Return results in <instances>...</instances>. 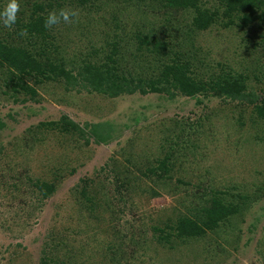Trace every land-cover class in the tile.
I'll use <instances>...</instances> for the list:
<instances>
[{
	"label": "trees",
	"instance_id": "trees-1",
	"mask_svg": "<svg viewBox=\"0 0 264 264\" xmlns=\"http://www.w3.org/2000/svg\"><path fill=\"white\" fill-rule=\"evenodd\" d=\"M4 3L0 0V6ZM62 7L79 9L82 15L75 23L45 29L43 19L47 13ZM133 8L131 14H141L134 26L125 18L126 11ZM98 10L100 14L95 17ZM121 15L124 19L119 23ZM216 24L236 25L243 31V40L253 45L252 77L257 79L258 70L264 74V0H22L14 29L0 26V95L17 103L49 98L65 105H76L73 90L75 94L86 91L105 98L134 93L163 94L168 100L184 96L195 98L198 104L205 97H216L225 104L248 107L252 119L264 127V97L251 85L250 75L222 62L214 66L201 55L200 47L190 46L196 31ZM76 25L82 31L71 37ZM128 27L130 30L125 31ZM21 29H27L23 36L19 35ZM79 97L81 100L85 96ZM216 113L196 120L180 116L161 123L152 121L145 130L160 126L164 132L157 149L152 144L143 145L138 129H134L105 164L80 178L75 189L80 219L93 231L84 228L86 234L75 239L68 231L53 228L38 264H134L136 252L146 254L151 249L159 254L171 253L180 241L204 239L210 233L231 228L233 221L250 208L251 201L259 198L258 189L263 186L253 194L243 190L242 182L217 185L212 174L197 183L178 175L180 164L189 159L198 166L203 163L202 151L198 152L201 143L219 140L211 123ZM6 126L5 118L0 116V131ZM125 126L132 125L112 119L81 124L67 114L40 121L9 143L17 156H23L25 167L20 169L14 166L19 162L10 163V150L0 143V196H8L9 202L22 200L27 206L26 195H33L26 188L30 186L39 201L34 203L36 210L40 201L57 189V181L64 178L67 158H49L53 166L47 168L46 179L31 175L26 156L51 137H56L64 150L68 148L69 154H78L91 142L120 144ZM257 138L263 140L264 134ZM186 150L191 152L186 154ZM210 167L207 165L206 170L212 173ZM76 169L73 166L69 171ZM163 192H181L183 209L157 216L156 220L150 218V233L144 212L136 211L140 201ZM125 213L132 215L125 219ZM15 219L11 216L10 223ZM7 221H1V227L12 228ZM102 223L101 229L95 226ZM17 246L20 244L8 254V264L20 258Z\"/></svg>",
	"mask_w": 264,
	"mask_h": 264
},
{
	"label": "rangeland",
	"instance_id": "rangeland-1",
	"mask_svg": "<svg viewBox=\"0 0 264 264\" xmlns=\"http://www.w3.org/2000/svg\"><path fill=\"white\" fill-rule=\"evenodd\" d=\"M130 10L135 11L134 8L127 10L126 14L128 15L125 18L129 24H133L141 14L138 12L131 14ZM99 14L100 11L95 14V17ZM106 17L102 18L105 20ZM108 18L111 19V16L109 15ZM123 19L124 15H121L119 23H122ZM64 30L67 29L64 28ZM72 30L75 32L71 33V37L76 33H78L76 36H79L82 28L77 26ZM128 30L130 27L125 31ZM244 35L236 25L224 27L216 24L209 29L196 31L193 44L190 46L200 47L201 55L211 61L214 66V63L222 62L246 72L250 75L251 85L263 98L264 74L262 70H258L255 75L257 79L252 77L254 71L253 45L251 42L243 40ZM61 40L66 42L65 38ZM77 40L78 38L74 40L76 45L78 44ZM72 92V98L77 102L76 105L73 103L72 105L60 104L49 98L17 103L9 97L0 95V116L4 117L7 122L6 128L0 131V143L5 145V150H10L8 158L12 165L17 161L21 167L14 165L16 168L25 167L21 162L23 156H17V152L10 146L13 137L26 134L28 128L40 121L58 119L62 114H67L81 124H84L86 120L112 119L123 125L129 123L132 126H125L120 144L119 142L110 144L91 142L88 146H84L78 154L77 151L69 154L68 148L65 151L58 143L57 138L51 137L28 157L25 153L23 154L26 156L25 161L31 166V175H38L41 178H49L47 168L53 166L48 161L49 158L58 159L61 155H66L67 164L62 171L64 178L57 181V189L48 198L40 201L36 210H34V203H39V201L36 199V192H32L30 186L26 188L33 195L29 197L26 195L27 206L22 200L9 202L8 196H0V222L7 218V223L12 226V228H5L0 225V258L2 257L0 262L2 264H8V254L17 243L20 244L17 246L18 248L16 247L20 258L12 261V264H38L42 247L53 228L57 231H68V235L75 239H81V236L86 234H83L82 231L84 228L88 231L90 227L80 219L79 206L75 200V189L80 178L91 175L94 169L105 164L118 146L125 143L130 135L134 134V129H138L139 132L136 133L140 135V142L143 145L144 143L152 144L157 149L160 136L162 137L164 132L161 131L162 127L160 126L152 129L153 131L145 130V127H149L152 121L161 123L169 121L172 117L179 118L180 116L196 120L198 116L215 112L217 113L211 118V123L215 131L213 132L214 136H218L219 140L201 143L203 147L201 150L199 148L198 152L202 151L201 161L203 163L198 166L189 159L180 164L182 168L178 175L197 183L202 179L206 181L212 174L214 175L213 182L217 185L242 182L245 183L243 190L246 189L253 194L256 193V188L262 185L263 189H258L259 198L251 201L250 208L233 221L232 230L228 227L217 233H210L204 239L192 238L185 242L180 241L178 248L172 250L174 252L171 253L161 252L159 254L151 249L146 254L136 252L133 263L262 264V260H264V138L263 140L256 139V136L264 134V127L252 119L248 107L242 108L234 104H225L216 97L203 98L201 96L203 101L198 104L195 98L179 96L174 100H168L163 94L157 93L146 95L134 93L105 98L96 94H87L86 91L78 94H75V90ZM79 96L85 97L80 100ZM137 116L138 121L135 122L134 118ZM62 152L63 154H61ZM190 152L186 150V154ZM209 164L212 166L210 170L212 168L214 170L212 173L206 170V166ZM73 166L77 169L70 173L69 170ZM181 195V192L176 194L163 192L150 200L140 201L141 207L139 206L136 213L144 212L145 227L148 232L151 233L149 231L150 218L153 217V220H156L157 216L170 214L172 210L183 209L181 202L184 200L179 199ZM31 211L32 215L28 216V212ZM14 215L16 219L11 224V216ZM130 215L132 214L125 213V219L130 218ZM95 226L100 229L104 227L103 223ZM90 229L93 231V228ZM147 241L151 243L150 238Z\"/></svg>",
	"mask_w": 264,
	"mask_h": 264
},
{
	"label": "clouds",
	"instance_id": "clouds-1",
	"mask_svg": "<svg viewBox=\"0 0 264 264\" xmlns=\"http://www.w3.org/2000/svg\"><path fill=\"white\" fill-rule=\"evenodd\" d=\"M21 3L22 0H5V3L0 6V26L14 29L18 22ZM79 15V10L75 8L62 7L59 10L53 9L44 17L43 27L47 30H51L61 23H75ZM26 33L27 29H21L19 35L23 36Z\"/></svg>",
	"mask_w": 264,
	"mask_h": 264
}]
</instances>
